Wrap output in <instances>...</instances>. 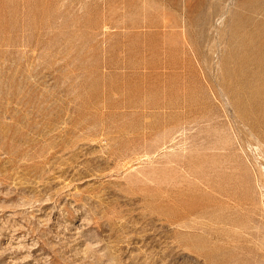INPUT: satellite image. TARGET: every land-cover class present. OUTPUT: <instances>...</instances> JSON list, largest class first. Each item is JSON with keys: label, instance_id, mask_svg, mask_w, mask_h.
<instances>
[{"label": "rangeland", "instance_id": "obj_1", "mask_svg": "<svg viewBox=\"0 0 264 264\" xmlns=\"http://www.w3.org/2000/svg\"><path fill=\"white\" fill-rule=\"evenodd\" d=\"M0 264H264V0H0Z\"/></svg>", "mask_w": 264, "mask_h": 264}]
</instances>
